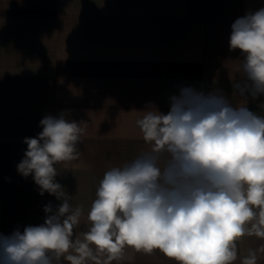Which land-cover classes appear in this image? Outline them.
<instances>
[{
    "label": "crops",
    "instance_id": "crops-1",
    "mask_svg": "<svg viewBox=\"0 0 264 264\" xmlns=\"http://www.w3.org/2000/svg\"><path fill=\"white\" fill-rule=\"evenodd\" d=\"M262 7L264 0H0V234L43 224L44 207L61 203L17 171L24 139L37 137L45 116L87 123L79 158L56 165L69 203L83 209L77 236L89 227L104 173L151 150L135 124L145 110L167 114L171 98L192 88L264 116V96L234 91L243 56L229 47L232 24ZM262 246L243 237L234 264ZM257 255L264 264V252ZM112 264L176 262L127 248Z\"/></svg>",
    "mask_w": 264,
    "mask_h": 264
},
{
    "label": "clouds",
    "instance_id": "clouds-1",
    "mask_svg": "<svg viewBox=\"0 0 264 264\" xmlns=\"http://www.w3.org/2000/svg\"><path fill=\"white\" fill-rule=\"evenodd\" d=\"M229 47L243 56L234 91L264 96V7L232 24ZM135 124L151 150L104 173L89 227L77 236L83 209L69 203L56 165L79 158L87 123L63 115L40 121L37 137L24 139L17 171L61 203L44 207L43 224L0 234V264H112L127 248L158 250L176 264H234L237 241L264 239V116L222 93L182 88L167 114L145 110ZM257 251L264 246L241 264H257Z\"/></svg>",
    "mask_w": 264,
    "mask_h": 264
}]
</instances>
